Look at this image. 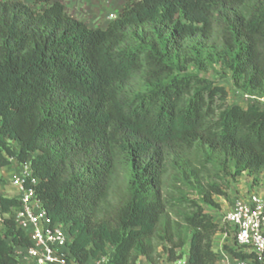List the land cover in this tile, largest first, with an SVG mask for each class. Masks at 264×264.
<instances>
[{
  "label": "trees",
  "instance_id": "obj_1",
  "mask_svg": "<svg viewBox=\"0 0 264 264\" xmlns=\"http://www.w3.org/2000/svg\"><path fill=\"white\" fill-rule=\"evenodd\" d=\"M42 2L0 0V169L31 164L37 197L68 226L79 264L111 249L107 264H155L169 177L191 169L197 150L231 164L234 182L264 174V112L187 73L210 50L239 95L264 99V0H128L105 28ZM225 195L208 185L202 203L219 209L213 196ZM0 205V264H19L15 248L30 245L8 217L19 201ZM184 223L189 264H217L214 238L232 227L200 204ZM162 234L167 260L181 258L185 243L168 222ZM224 249L234 263L262 264L234 234Z\"/></svg>",
  "mask_w": 264,
  "mask_h": 264
},
{
  "label": "rangeland",
  "instance_id": "obj_2",
  "mask_svg": "<svg viewBox=\"0 0 264 264\" xmlns=\"http://www.w3.org/2000/svg\"><path fill=\"white\" fill-rule=\"evenodd\" d=\"M21 1L26 4L29 3L28 5H31L35 9H41L45 6L43 2L37 3L38 0ZM67 1L69 10H72L74 13L70 15L81 20L90 28H105L109 22L114 20L107 16L104 25L103 20L95 19L92 16L94 10L91 5H87L86 2H77L78 0ZM82 17L85 18L81 19ZM207 51H205V54L200 59L201 64L191 63L188 65L187 73L198 75L202 79L225 87L229 92L228 102L230 104L240 103L242 97L232 86L230 73L212 59L208 54L210 52L206 53ZM232 168L231 164H226L209 152L200 149L193 155L191 169L176 171L169 177L168 186L164 194V198L168 202L166 222L162 226L159 234L152 241L155 250V264L161 263L168 257L170 244L163 239L162 234L167 222L170 225V230L175 241L185 243L181 252L183 255H187L193 231L185 225L184 219L192 215L194 212V204L202 205L204 211L212 216L215 222L224 225V213L231 209L237 198L247 196L251 193H258L264 198V174L255 178L245 174L239 181L234 182L231 177ZM126 171V169L120 171L117 188L126 184L128 178ZM208 185H217L226 193L225 196H213V199L221 206L219 209H212L202 203ZM233 234L232 229L229 228V235L224 236L223 234H218L214 238V250L217 251L220 258L223 254H227L224 246L232 245ZM230 259L232 258L230 257ZM219 261L223 262L224 258L219 259Z\"/></svg>",
  "mask_w": 264,
  "mask_h": 264
},
{
  "label": "built area",
  "instance_id": "obj_3",
  "mask_svg": "<svg viewBox=\"0 0 264 264\" xmlns=\"http://www.w3.org/2000/svg\"><path fill=\"white\" fill-rule=\"evenodd\" d=\"M252 104H257L264 112V99L243 96ZM18 191L19 205L8 214L16 228L28 238L29 246L15 248L14 255L19 264H79L71 254L72 237L68 226L53 222L37 197L39 180L35 177L31 164L20 165V173L12 178ZM1 222V218H0ZM223 223L234 230L235 242L246 253L254 254L264 264V198L258 193L239 197L231 209L223 216ZM113 249L99 255L96 264H107ZM137 264H153L146 260ZM158 264H189V256L183 255L174 261L165 259ZM235 264H251L250 261H236Z\"/></svg>",
  "mask_w": 264,
  "mask_h": 264
},
{
  "label": "crops",
  "instance_id": "obj_4",
  "mask_svg": "<svg viewBox=\"0 0 264 264\" xmlns=\"http://www.w3.org/2000/svg\"><path fill=\"white\" fill-rule=\"evenodd\" d=\"M11 1H15V0H11ZM57 1L62 2L65 5L66 10L69 14H74L72 10L71 11L69 10V4L67 0H57ZM127 1L128 0H78L77 2L80 3L86 2L87 5H91L94 10L92 16L95 19L103 20V24H104V21L106 20L107 16L113 19L117 18L120 12L122 11L124 5L127 3ZM84 18L82 17L81 19ZM95 28H101V27H95ZM241 97L242 100L238 104H240L243 108H247V106L252 102L247 100L243 96ZM19 173H20V164L15 160H12V163L8 168L0 169V196H6L12 199L17 198L18 191L12 184V178L15 175H18ZM0 215H1V205H0ZM223 235L226 236V234ZM221 258L222 259L224 258V261L222 262L218 260L217 264H235L234 260L232 261V259H230L228 254H223ZM221 258L219 256V259ZM143 260L144 259L142 258L139 259V261L141 262ZM87 264H96L95 259L90 260Z\"/></svg>",
  "mask_w": 264,
  "mask_h": 264
}]
</instances>
